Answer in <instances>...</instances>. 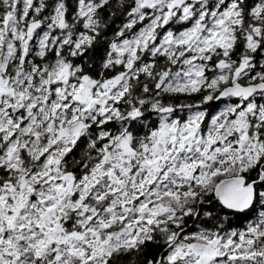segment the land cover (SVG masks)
<instances>
[{"label":"snow or ice","instance_id":"snow-or-ice-1","mask_svg":"<svg viewBox=\"0 0 264 264\" xmlns=\"http://www.w3.org/2000/svg\"><path fill=\"white\" fill-rule=\"evenodd\" d=\"M0 264H264V0H0Z\"/></svg>","mask_w":264,"mask_h":264},{"label":"trees","instance_id":"trees-1","mask_svg":"<svg viewBox=\"0 0 264 264\" xmlns=\"http://www.w3.org/2000/svg\"><path fill=\"white\" fill-rule=\"evenodd\" d=\"M107 15V13H106ZM121 19H123L122 17L121 18H117L115 20V24L113 25V28L111 30H109L108 32V35L105 37L106 40H110L112 39V34H113V31L115 30V28H118L121 24ZM175 102H178V103H191V104H196L199 102V95H194L192 97H185V96H179V97H176L175 98ZM225 103V101H220V102H213L212 104L208 105V106H204L203 110H205L206 112L209 113V116H208V119H206L205 121V124L203 125V127L205 128V131L207 130V125H208V122L210 121V118H211V114L214 112V111H217L219 107H221V105ZM195 110V109H193ZM181 116L183 117H186L188 115L187 112H184V113H180ZM155 119V118H153ZM109 127H112L111 125ZM135 131L137 132L138 135H143L147 129L145 128H141L139 126H137V128L135 129ZM79 151L77 152H74L72 156L69 157V159L71 160L73 157L75 158H79ZM203 218H197L195 216L193 217H187L186 218V229H185V232H187L188 230H199L202 226V223H201V220ZM250 221L249 220H246L244 219L243 217L240 218V220H233V226L235 227H241L243 225H246L248 224Z\"/></svg>","mask_w":264,"mask_h":264},{"label":"rangeland","instance_id":"rangeland-1","mask_svg":"<svg viewBox=\"0 0 264 264\" xmlns=\"http://www.w3.org/2000/svg\"><path fill=\"white\" fill-rule=\"evenodd\" d=\"M226 103V102H225ZM225 103H223L222 105H221V107H219L218 108V110L217 111H214L211 115H214V114H216L217 112H219L221 109H223L224 107H225ZM197 230H188L186 233L187 234H191V233H195Z\"/></svg>","mask_w":264,"mask_h":264}]
</instances>
